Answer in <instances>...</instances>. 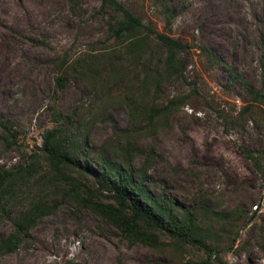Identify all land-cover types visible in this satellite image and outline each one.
Returning a JSON list of instances; mask_svg holds the SVG:
<instances>
[{"label":"rangeland","instance_id":"1","mask_svg":"<svg viewBox=\"0 0 264 264\" xmlns=\"http://www.w3.org/2000/svg\"><path fill=\"white\" fill-rule=\"evenodd\" d=\"M120 1L145 23L187 43L185 75L196 82V88L181 81L161 87V102L181 94L187 100L154 135L140 141L142 147H155L163 156L150 170L151 177L185 203L195 201L202 187L214 193L219 210L239 208L252 216L248 224L239 222L233 248L219 256L227 264H264V96L253 100L226 68H213L199 49L201 44L208 46L252 89L264 94V0ZM77 3L84 9L81 19L71 13L69 0H0V115L18 123L17 139L28 150L54 126L48 110L50 92L58 111L77 109L91 126L92 146L130 124L115 89L101 93L74 76L56 88L53 59L101 52L108 45L106 24L94 14L100 0ZM163 3L173 13L168 25ZM19 156L18 150L0 140L1 165L10 167ZM178 163L194 175L173 172ZM11 228L5 223L0 235ZM28 233L15 252L0 256V264L160 262L153 250L129 245L116 229L69 204L42 217ZM205 256L192 248L183 259L200 262Z\"/></svg>","mask_w":264,"mask_h":264},{"label":"trees","instance_id":"2","mask_svg":"<svg viewBox=\"0 0 264 264\" xmlns=\"http://www.w3.org/2000/svg\"><path fill=\"white\" fill-rule=\"evenodd\" d=\"M69 5L71 13L81 19L84 9L77 0H69ZM163 12L168 25L173 13L166 3ZM94 14L106 24L108 45L101 52L53 59L56 88L74 76L97 86L101 93L115 89L130 124L114 129L105 142L92 146L91 126L77 109L58 111L50 92L48 110L54 126L45 129L40 144L28 150L17 139L18 123L0 115V140L20 155L10 167L0 164V229L5 223L12 225L0 235V256L15 252L42 217L69 204L116 229L129 245L153 250L159 264H227L220 252L233 248L239 222L248 224L252 216L239 208L219 210L214 193L202 187L190 203L170 194L150 175L163 156L155 147L140 144L186 103V94L161 102L162 85L181 81L196 88V82L185 75L183 53L189 46L145 23L120 0H100ZM199 49L213 68H226L253 100L264 96L208 46L201 44ZM261 65L264 72V50ZM251 157L258 165L257 158ZM172 169L186 177L194 175L181 163ZM192 248L206 256L200 262L184 261Z\"/></svg>","mask_w":264,"mask_h":264},{"label":"built area","instance_id":"3","mask_svg":"<svg viewBox=\"0 0 264 264\" xmlns=\"http://www.w3.org/2000/svg\"><path fill=\"white\" fill-rule=\"evenodd\" d=\"M257 206V205H256ZM256 206H255V208H256Z\"/></svg>","mask_w":264,"mask_h":264}]
</instances>
